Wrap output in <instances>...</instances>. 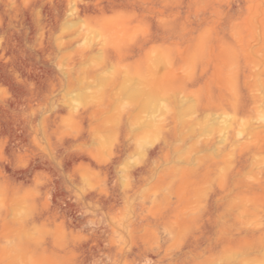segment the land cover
<instances>
[{
    "label": "rangeland",
    "instance_id": "374dc122",
    "mask_svg": "<svg viewBox=\"0 0 264 264\" xmlns=\"http://www.w3.org/2000/svg\"><path fill=\"white\" fill-rule=\"evenodd\" d=\"M0 264H264V0H0Z\"/></svg>",
    "mask_w": 264,
    "mask_h": 264
}]
</instances>
